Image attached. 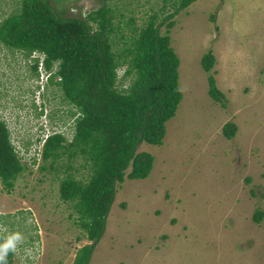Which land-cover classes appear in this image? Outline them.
Listing matches in <instances>:
<instances>
[{"label":"rangeland","instance_id":"1","mask_svg":"<svg viewBox=\"0 0 264 264\" xmlns=\"http://www.w3.org/2000/svg\"><path fill=\"white\" fill-rule=\"evenodd\" d=\"M168 3L62 5L67 14L109 5L110 36L120 49L132 26L153 11L169 12ZM18 6L19 0H0V19ZM168 34L179 60L181 98L165 121L162 143L138 144V151L153 155L151 169L116 185L87 264H264V0H194L173 15ZM206 52L214 57L209 71L200 63ZM30 62L0 44V117L26 166L10 192L0 184V218L6 235L21 234L13 264L24 254L26 264H71L77 246L88 242L78 213L59 196L60 171L39 170V158H31L39 124L70 137L73 107ZM209 74L223 94L220 101L207 92ZM226 122L236 127L230 138L222 134ZM79 161L71 162L75 175L82 171ZM255 211L261 212L257 220Z\"/></svg>","mask_w":264,"mask_h":264},{"label":"trees","instance_id":"2","mask_svg":"<svg viewBox=\"0 0 264 264\" xmlns=\"http://www.w3.org/2000/svg\"><path fill=\"white\" fill-rule=\"evenodd\" d=\"M63 1L19 0L16 10L0 19V44L27 58L40 52L42 67L51 70L46 83L56 86L61 100L73 107L68 110L73 116L70 137L62 131L46 135L39 149V170L60 171L59 196L71 202L78 213L76 223L88 240L75 250L71 264H87L104 230L116 185L126 177L143 178L151 169L153 155L138 151V144L162 143L165 121L181 98L179 60L168 29L173 15L194 0H163L171 10L162 15L153 11L139 26H132L120 49L110 36L115 26L109 5L67 14ZM165 7L162 4L161 9ZM30 59L36 72L38 59ZM213 61L206 52L200 63L209 71ZM207 85L209 96L220 101L223 94L212 74ZM235 129L234 123L226 122L222 134L230 138ZM76 160L82 168L79 175L72 172L71 162ZM25 168L0 117V184L5 192ZM260 214L255 211L253 218ZM12 258L10 252L7 264H13Z\"/></svg>","mask_w":264,"mask_h":264},{"label":"clouds","instance_id":"3","mask_svg":"<svg viewBox=\"0 0 264 264\" xmlns=\"http://www.w3.org/2000/svg\"><path fill=\"white\" fill-rule=\"evenodd\" d=\"M29 57L30 58L37 57V59H38L37 66H41L42 67V64L40 63V60H41V57H42L40 52L33 51V52H31ZM50 71L51 70H46L45 68L42 67L40 69H36L35 73L36 74L38 73L37 76L39 74H41V76H42V73L45 74V82H47V77L51 73ZM39 110H42V109L39 108ZM40 114L41 113H39L37 115H40ZM72 119H73V116H71V120ZM71 123H72V121H71ZM71 123L69 124V127H70ZM41 124H39V127L37 128V130H42L43 129V124L42 125ZM2 213L3 212L0 211V217H1ZM0 224H1L2 227L4 226V223L2 222L1 218H0ZM0 238L2 239V240H0V264H7L8 254L10 252L11 253H16L17 250H18V241H20V239H21V234L19 232H13V233H10V234L6 235V233H4V230L1 229L0 230ZM26 260H28V259H26Z\"/></svg>","mask_w":264,"mask_h":264},{"label":"built area","instance_id":"4","mask_svg":"<svg viewBox=\"0 0 264 264\" xmlns=\"http://www.w3.org/2000/svg\"><path fill=\"white\" fill-rule=\"evenodd\" d=\"M44 130V132H43ZM52 131H58V130H49L48 128L45 127V124H43V129L42 130H37V134H36V138H38V140L35 141L34 146L35 148H33V154H32V158L31 156H29L32 159L36 160L37 158H39V149H40V145L42 143V141L44 140V138L46 137L47 134L51 133ZM18 153V151H17ZM19 155V154H18ZM20 156V155H19ZM33 162V161H32ZM3 229V227L0 224V230ZM23 257V261H20V264H26L25 260L26 258V254L22 255Z\"/></svg>","mask_w":264,"mask_h":264},{"label":"crops","instance_id":"5","mask_svg":"<svg viewBox=\"0 0 264 264\" xmlns=\"http://www.w3.org/2000/svg\"><path fill=\"white\" fill-rule=\"evenodd\" d=\"M79 246V245H78ZM78 246H77V248H78ZM92 253V252H91ZM73 256H74V252H73ZM91 256V255H90ZM90 259V258H89Z\"/></svg>","mask_w":264,"mask_h":264}]
</instances>
